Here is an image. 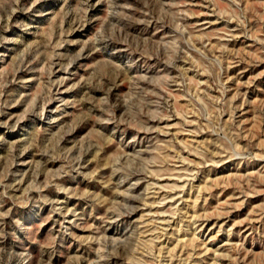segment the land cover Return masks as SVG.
Returning a JSON list of instances; mask_svg holds the SVG:
<instances>
[{
  "label": "rangeland",
  "instance_id": "rangeland-1",
  "mask_svg": "<svg viewBox=\"0 0 264 264\" xmlns=\"http://www.w3.org/2000/svg\"><path fill=\"white\" fill-rule=\"evenodd\" d=\"M0 264H264V0H0Z\"/></svg>",
  "mask_w": 264,
  "mask_h": 264
}]
</instances>
